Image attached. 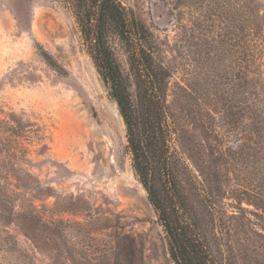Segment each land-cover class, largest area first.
I'll use <instances>...</instances> for the list:
<instances>
[{
    "label": "rangeland",
    "instance_id": "rangeland-1",
    "mask_svg": "<svg viewBox=\"0 0 264 264\" xmlns=\"http://www.w3.org/2000/svg\"><path fill=\"white\" fill-rule=\"evenodd\" d=\"M117 1L169 73L189 217L218 264H264V0ZM0 264H173L70 0H0Z\"/></svg>",
    "mask_w": 264,
    "mask_h": 264
},
{
    "label": "trees",
    "instance_id": "trees-1",
    "mask_svg": "<svg viewBox=\"0 0 264 264\" xmlns=\"http://www.w3.org/2000/svg\"><path fill=\"white\" fill-rule=\"evenodd\" d=\"M88 54L126 130L132 167L156 211L173 264H218L189 217L175 173L167 121L169 73L155 61L152 33L117 0H70ZM115 35L128 55L134 94L108 42ZM40 55L47 58L38 46Z\"/></svg>",
    "mask_w": 264,
    "mask_h": 264
},
{
    "label": "water",
    "instance_id": "water-1",
    "mask_svg": "<svg viewBox=\"0 0 264 264\" xmlns=\"http://www.w3.org/2000/svg\"><path fill=\"white\" fill-rule=\"evenodd\" d=\"M96 69V68H95ZM97 71V70H96ZM98 73V72H97ZM99 75V74H98ZM101 78V77H100ZM102 80V79H101ZM103 81V80H102ZM116 104V103H115ZM117 106V105H116ZM118 109V108H117ZM119 112V111H118ZM120 115V114H119ZM121 117V116H120ZM122 119V118H121Z\"/></svg>",
    "mask_w": 264,
    "mask_h": 264
}]
</instances>
